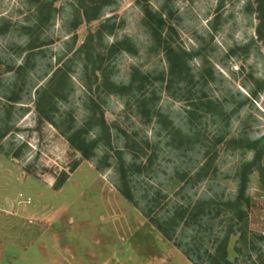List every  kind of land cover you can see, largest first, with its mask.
Instances as JSON below:
<instances>
[{
  "label": "rangeland",
  "instance_id": "374dc122",
  "mask_svg": "<svg viewBox=\"0 0 264 264\" xmlns=\"http://www.w3.org/2000/svg\"><path fill=\"white\" fill-rule=\"evenodd\" d=\"M259 22L255 0H0V264H215L222 243L264 264Z\"/></svg>",
  "mask_w": 264,
  "mask_h": 264
},
{
  "label": "trees",
  "instance_id": "16d2710c",
  "mask_svg": "<svg viewBox=\"0 0 264 264\" xmlns=\"http://www.w3.org/2000/svg\"><path fill=\"white\" fill-rule=\"evenodd\" d=\"M256 1V4H257V11H258V17L260 19V22H259V32H261V34L264 33V0H255ZM144 13H145V22L147 23V25L149 26V29L151 30V32L154 34V38L155 40L157 39L158 41L164 43V50L166 52V56H167V61L169 63V69H170V73L172 74L173 73V70L175 69V67L177 66H183L186 64V59H185V52L181 49H178V51L169 43V41H167L165 38H162L161 36V32L163 30V26L166 25V21L165 19L162 17L161 14H159L158 12H155L153 11L152 9H149V8H145L144 9ZM97 14H93L92 17H95ZM156 40V41H157ZM142 78H144L142 76ZM147 79V77H146ZM114 86V84H112ZM131 87L132 84L130 85ZM115 87L117 89H121V91H123L124 89L126 90L127 87L124 86V85H119V84H116ZM129 88V87H128ZM118 90H116L115 92H117ZM118 93H121V92H118ZM52 99V98H51ZM99 121L101 122V125H104L105 124V120H104V117H103V114L100 113V117H99ZM259 142L261 141H257L256 143H253L252 146L250 144L251 147L256 146V144H258ZM263 144V143H262ZM263 149H264V146L262 145V148L260 149V152H258V155L260 156L262 153H263ZM121 169L123 170V174H122V178H123V182L126 184V180H125V170H124V167L121 166ZM246 183H247V178L245 175H243L241 177V181H240V189H239V192H238V195H237V200H236V204L240 206V204L243 202L244 205L246 207H248L250 205V200L249 198L245 195V188H246ZM131 190L129 189V186L127 185L126 186V191L123 192V194L129 198V199H132V195H131ZM241 214H240V218L242 217V219H244V217L246 216V213L243 212L241 209ZM246 221V220H245ZM244 221V225H243V238L246 239L247 235V222ZM157 227L159 229H162L160 225H157ZM246 229V230H244ZM167 235V234H166ZM168 236V235H167ZM169 237V236H168ZM262 237V236H261ZM219 249L221 250V253H223V256H222V259L220 260L221 261H226L225 259V244L222 243L220 246H219ZM218 260V259H217ZM215 259V264H220V262Z\"/></svg>",
  "mask_w": 264,
  "mask_h": 264
},
{
  "label": "crops",
  "instance_id": "0c3cea01",
  "mask_svg": "<svg viewBox=\"0 0 264 264\" xmlns=\"http://www.w3.org/2000/svg\"><path fill=\"white\" fill-rule=\"evenodd\" d=\"M67 250H68V248L66 246L61 247V251L65 253V259H67ZM49 264H57V262H52V263H49ZM58 264H73V263H72V261H68V260L64 261V260H61L60 262H58Z\"/></svg>",
  "mask_w": 264,
  "mask_h": 264
},
{
  "label": "built area",
  "instance_id": "2783aa9c",
  "mask_svg": "<svg viewBox=\"0 0 264 264\" xmlns=\"http://www.w3.org/2000/svg\"><path fill=\"white\" fill-rule=\"evenodd\" d=\"M235 68H237V66H234Z\"/></svg>",
  "mask_w": 264,
  "mask_h": 264
}]
</instances>
